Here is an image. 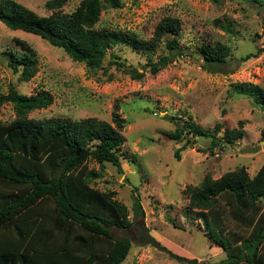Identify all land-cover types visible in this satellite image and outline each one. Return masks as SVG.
Returning a JSON list of instances; mask_svg holds the SVG:
<instances>
[{"label": "rangeland", "instance_id": "374dc122", "mask_svg": "<svg viewBox=\"0 0 264 264\" xmlns=\"http://www.w3.org/2000/svg\"><path fill=\"white\" fill-rule=\"evenodd\" d=\"M15 1L39 16L50 13L45 9L46 0ZM80 1L67 0L63 12H71ZM258 1L123 0L121 8L102 11L99 27L120 29L143 40L152 37L161 19L180 21L179 43L187 49L185 54L157 75L146 72L141 79H132L109 65V55L104 68L93 73L40 36L10 30L0 22V94H5L12 84L26 95L44 89L52 96L47 108L34 110L28 117H95L113 124L112 113L118 105L117 114L125 118L120 152L123 172L107 163L106 174L92 183L102 191L114 192L115 199L127 208L130 227L110 228L112 236H127L132 243L121 264H186L141 244L137 238L142 227L172 254L196 259L197 264L217 263L225 258L223 249L203 229L197 210L189 207L187 187L197 186L206 175L218 179L240 166L253 176L264 164V112L249 98L233 91L239 83L264 87V0ZM226 24L232 33L220 28ZM20 41L28 45L38 66L35 76L23 83L17 82L1 54L9 47L28 50ZM217 42L230 48L222 67L226 73H210L202 68L199 49L203 44ZM111 51L125 62L124 67L144 72L149 60L146 54L124 46H115ZM162 52L158 48L152 59L157 60ZM246 55L250 57L242 60ZM13 118L11 105L4 104L0 119L8 122ZM187 120L211 132L219 126L221 145L211 152V138L188 134L187 129H182L180 139L168 137ZM237 128L242 129V138L233 144L224 143V131ZM89 165L97 169L95 163ZM137 198L143 215L135 212ZM225 221L230 231L243 233L231 219Z\"/></svg>", "mask_w": 264, "mask_h": 264}, {"label": "trees", "instance_id": "16d2710c", "mask_svg": "<svg viewBox=\"0 0 264 264\" xmlns=\"http://www.w3.org/2000/svg\"><path fill=\"white\" fill-rule=\"evenodd\" d=\"M66 1L46 0L45 9L50 13L39 16L15 0H0V22L10 30L40 36L93 73L104 68L109 55L108 64L132 79H141L146 72L157 75L187 50L179 43L177 18L161 19L152 37L143 40L120 29L99 27L101 12L121 8L123 0H81L69 13L62 10ZM220 28L232 33L227 24ZM20 43L28 50L9 47L1 54L17 82L23 83L35 76L38 66L28 45ZM115 46L146 54L149 60L144 72L124 67L125 62L111 51ZM160 47L163 52L153 60L151 55ZM229 55L230 48L219 42L199 49L202 68L210 73H226L222 67ZM233 91L264 112V87L239 83ZM51 102L52 96L44 89L26 95L10 84L0 94V112L4 104L14 111L12 120L0 119V264H121L132 243L127 236H112L110 228L130 227L127 208L115 199L114 192L102 191L92 183L106 174L107 163L123 172L121 131L126 120L117 114L118 105L112 113L113 124L95 117H28ZM218 127L211 132L187 120L168 137L180 139L182 129H187L188 134L211 138L212 152L221 145ZM241 128L225 130L224 143L242 138ZM261 135L264 139V127ZM187 192L188 205L197 210L209 239L225 252L224 259L207 264H264V164L253 176L245 166L218 179L206 175L197 186H188ZM134 206L143 215L138 198ZM228 218L243 233L230 231Z\"/></svg>", "mask_w": 264, "mask_h": 264}, {"label": "water", "instance_id": "95a60500", "mask_svg": "<svg viewBox=\"0 0 264 264\" xmlns=\"http://www.w3.org/2000/svg\"><path fill=\"white\" fill-rule=\"evenodd\" d=\"M137 240L143 245L151 246L152 248L158 250L159 252L165 253L171 259H174L175 261L179 263L197 264L196 259H187V258L179 257L177 255L172 254L169 250L163 247L158 241H156V239L153 236L149 234L146 227L141 228V234L137 238Z\"/></svg>", "mask_w": 264, "mask_h": 264}]
</instances>
